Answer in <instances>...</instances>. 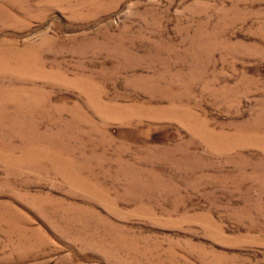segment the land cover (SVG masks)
Wrapping results in <instances>:
<instances>
[{"label":"rangeland","instance_id":"obj_1","mask_svg":"<svg viewBox=\"0 0 264 264\" xmlns=\"http://www.w3.org/2000/svg\"><path fill=\"white\" fill-rule=\"evenodd\" d=\"M0 264H264V0H0Z\"/></svg>","mask_w":264,"mask_h":264}]
</instances>
